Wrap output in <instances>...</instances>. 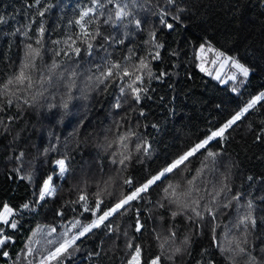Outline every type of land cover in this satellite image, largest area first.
Wrapping results in <instances>:
<instances>
[{
	"label": "trees",
	"instance_id": "trees-1",
	"mask_svg": "<svg viewBox=\"0 0 264 264\" xmlns=\"http://www.w3.org/2000/svg\"><path fill=\"white\" fill-rule=\"evenodd\" d=\"M91 6V0H40L39 5L36 0H0V17L3 18L0 22V83L19 71L26 45L32 44L41 49L37 69L32 73L34 80L52 75L55 84L48 89L40 104L59 106L62 98L69 103L66 115L61 107L49 111L46 106L25 107L22 111L13 107L0 113L5 119L14 117L8 123L7 131L0 126V205L8 204L16 212L13 218L17 220L18 228L7 231L16 241L9 248L12 259L16 260L20 254L17 264H25L22 250L29 241L35 249L33 264H38L45 249L55 246L49 241L58 242L65 231L70 230L69 235L78 231L72 228L76 221L88 224L95 219L91 211L83 210V202L79 200L81 195L87 196L90 209L102 199L103 210L120 198L122 192L129 191L123 180L131 178L134 185L142 182L205 139L254 96L264 92V0H177L176 6L184 9L180 13L181 22L173 31L159 28L157 40L164 47L160 49V59L150 63L155 76L164 75L162 79L153 78L151 81L145 76L143 87L147 88V94H142L139 103L127 88V78L99 83L95 77L109 62L135 63L137 58L146 56L150 46L145 41L153 27H158L157 20L155 16H148L146 11L134 9L137 17L142 20L147 17L148 23L144 24L143 31L129 25L125 38V29L105 23L112 7L106 4L105 16L98 17L88 27L90 32L98 29L102 34L90 41L93 48L89 54L79 35L80 26L74 21L79 19L82 9ZM176 6H170L173 12ZM41 11L43 16L39 15ZM41 26L44 28L42 37L39 33ZM105 37L123 38L124 43L118 44L111 38L105 40ZM37 39L42 43L37 45ZM57 40L61 43H53ZM209 43L250 69L241 90L235 88L236 80L225 82L223 78H215L219 61L217 65L211 63L215 59L213 53L203 54V66L212 75L200 71L199 49ZM69 45L80 47V54L74 55ZM56 52L60 54L56 55ZM53 61L59 67L50 73ZM73 71L76 76L70 77ZM61 75L63 79H60ZM89 76L93 77L91 81ZM70 79H74L75 86L69 93L66 85ZM38 88L39 85L34 86V90ZM121 88H124L123 92ZM117 103L119 108L115 107ZM130 129L147 140L151 148L148 155L137 154L133 139L128 145L133 153L132 161L122 169L111 163L112 154L119 149L112 141ZM258 135L260 140L256 139ZM225 136L226 139L211 141L206 149L191 158L183 173H174L169 180L175 183L182 178L190 179L207 165L203 176L196 181L199 187L207 189L202 193L205 196L202 203H205L210 198L208 193L219 188L222 173L227 171L226 182L231 192L218 198L215 220L205 214L197 229L183 216L171 219L166 209L157 207L166 185L153 186L143 194V199L133 202L131 210L105 222L118 231L109 232L103 226L94 229L77 241L78 251L70 249L71 256L61 257L53 264H123L128 258L126 244L129 240L143 247L147 261L159 254L153 230L167 235L168 229L177 232L176 244L185 236L191 237L192 255L177 264H197L200 260L229 264L214 247L213 227L221 245L225 244L226 232L229 239L240 235V230L233 226L246 212L249 200L254 204L257 219L255 229L250 230L249 241L255 246L253 255H264L261 251L264 249V101L250 109ZM46 148L49 152L44 155ZM208 150L220 154L216 171L211 170L212 166L206 160ZM21 152L24 153L22 161L17 159ZM65 156L69 171L60 179L54 161ZM225 164L231 165L229 170L225 169ZM27 175L32 176L31 181L19 178ZM49 175L53 177L52 184L57 191L54 196L39 201V190ZM237 193L241 194L240 200H233L224 208L222 205ZM25 203L30 207L23 208ZM137 209L145 225L141 233L134 231ZM53 228L56 234L62 233L57 240L47 235ZM96 252L100 255H93ZM0 264H11V261L0 257ZM164 264L168 262L165 260Z\"/></svg>",
	"mask_w": 264,
	"mask_h": 264
},
{
	"label": "snow or ice",
	"instance_id": "snow-or-ice-1",
	"mask_svg": "<svg viewBox=\"0 0 264 264\" xmlns=\"http://www.w3.org/2000/svg\"><path fill=\"white\" fill-rule=\"evenodd\" d=\"M36 4H40V0H36ZM91 7L82 9L79 12V19L75 20L74 23L80 26L81 32L79 33L80 37L83 40V43L86 45V50L91 54L93 44L90 42L95 39L97 36L102 35L97 29L94 32H90L88 27L93 23L98 17H104V9L107 5H111V9L108 10V15L105 17V23L111 24L113 27H119L125 29L123 36L126 38L128 36L127 29L129 25L134 26L136 30L143 31L144 24L148 23L147 17L142 20L137 17L134 9L143 10L148 13V16H155L158 27H153L149 32V39L145 41L146 44L150 46L147 55L144 57L137 58L135 63H114L109 62L108 66L100 70L99 75L95 77V80L99 83H104L105 81L117 78L124 80L127 78V88L131 91L134 100L139 103L142 99V94H147V88L143 87L145 83V76L148 80L151 79H162L163 73L160 76H155L150 63L152 60L160 59V49L164 47L162 43H159L157 40V32L159 28H165L169 31L175 30V25L181 22L180 13L184 9L176 6L177 0H91ZM131 5V6H130ZM170 6H176L175 12L172 11ZM40 16L44 15V12H39ZM88 18V19H86ZM0 22H3V18L0 17ZM40 36L44 34V28L41 26L39 28ZM27 36V32L24 33ZM113 39L118 44H123L124 39L116 40L115 37H105L104 39ZM37 45L41 44V39H37L35 42ZM55 44H60V41H54ZM102 46V45H101ZM71 51L74 55L80 54V47H74L69 45ZM61 51H65L61 49ZM201 53V65L200 71L208 72L209 75L212 73L203 66L205 52L213 53L215 59L211 60L213 65H217L219 61V68L223 69L226 65L231 64V67L236 70V73H239L243 78H247L250 75V69L245 66L243 63H240L236 58L226 55L224 52L219 51L211 46L209 43L207 47L201 45L199 49ZM56 55H59L60 52H56ZM68 53L65 51V55ZM41 56V49L33 47L32 44L26 45V50L24 53L23 60L19 71L14 73L11 77L7 79L6 82L0 83V113H6L7 110L11 108H16L18 111L24 110L27 108H34L37 106L47 107L49 111L57 107H61L65 110L64 114L66 115V110L69 107L68 100L61 101V104L58 106L55 103H48L47 105L40 104L42 98H46L45 94L49 88L55 87L53 83V76H41L38 79L34 80L33 71L37 69V59ZM132 57L129 56L128 60L131 61ZM59 65L53 61L49 72L52 73ZM99 68V66H97ZM236 73H233L228 77V79L235 81L237 79ZM76 72L73 71L70 73V77H75ZM217 80L221 79L219 73L215 77ZM60 79H63V76H60ZM93 77L89 76L88 80H92ZM226 82V81H225ZM243 83V81H241ZM39 85L38 90H34V86ZM47 85V87H45ZM75 86L74 79H70V82L66 85L71 92L72 88ZM107 87V85H105ZM124 91V88H121V92ZM233 91H236L233 88ZM83 94V90H81ZM55 99V97H52ZM72 97L69 94L68 99ZM264 101V92H260L258 95L254 96L249 100L244 107L236 111L231 118H229L221 127L215 131H211L207 137L200 142L194 144L187 151L183 152L181 155L177 156L175 159L168 162L164 167L157 170L154 174L146 177L142 182L135 184L131 178L123 180V184L128 185L129 191L120 194L114 203L107 205L103 210L101 209V204H103L102 199H98L92 209L89 208L87 202V196L81 195L79 200L83 202V210L85 212L91 211L92 215L95 217L88 224H81L79 221H76L72 224V228L78 229L72 235H69V231H65L62 234L61 239L58 242L49 241V244H55L51 249H45V253L41 254L38 264H53V261H60L61 257L71 256V250L78 251L79 247L77 241L81 240L86 234L92 233L94 229H98L101 226L108 229L109 232L118 231L111 227V224H106V221H109L110 217H113L117 214L126 213L131 210L133 202L143 199V194L147 193L149 189L153 186L160 187L161 185H166L162 188V197L161 200L157 202V207L160 209H166L170 213V218L175 220L178 216L185 217L188 221L193 222L197 229L200 227V223L205 219V214L211 218V220L216 219V208L217 200L221 194L231 192L228 183V173H222V179L220 181L219 188H214L212 193H208L209 199L205 203L202 201L205 200V196L202 193L207 192V189L199 187L196 183L199 177H202L207 165H203L201 169L196 171L190 179L177 181L175 183L169 182L172 174L180 175L187 168L188 164L192 157L196 156L197 153H200L202 149H206L209 143L217 138L226 139L225 133L228 129L232 128L233 125H236L250 109H253L258 103ZM115 107L119 108L120 104L117 103ZM140 115L143 116V111L140 112ZM14 117L8 116L7 119L0 116V126H3L4 130L7 131V125L10 123ZM119 131V128H118ZM135 139L134 149L137 154L143 153L144 155L149 154L151 145L147 140H143L135 131L128 130L126 132L120 133L116 140L112 141L113 144L119 146V149L112 154L111 163L113 165H118L122 169H126L128 164L132 161L133 153L129 150L128 145ZM257 140H260L261 137L258 135ZM111 147V144L109 145ZM55 150L54 148L52 149ZM49 149H44V155H47ZM220 154L213 152L211 150L207 151L206 160L210 164L211 170L216 171L219 168L220 161L217 160V157ZM24 153L21 152L17 159L23 160ZM68 158L65 156L62 159H56L54 161L55 165L59 170V176L63 177L68 171ZM226 170H229L231 165H224ZM18 172L19 169H16ZM20 179L32 180L31 175L20 176ZM251 179V177H249ZM53 177L49 175L47 179L43 181L42 187L39 190L38 199L39 201H44L46 197L54 196L56 193V188L52 184ZM239 193L233 194L231 199L228 200V203L223 204L224 208H227L233 200H240ZM99 196V193L97 194ZM30 205L25 203L23 208L27 209ZM254 204L251 200L247 202L246 212L237 218L236 224L233 226L237 230H240V235H233L231 239L228 237V233L224 234L225 244L221 245L220 240L215 235V227H213L212 240L214 247H216L222 255L225 256V259L229 264H264V255L257 257L253 255L252 249L254 245L250 243L249 236L250 230L255 229L257 224V219L254 215ZM62 215V213H61ZM139 209L135 212V224L134 231L136 233H141L145 225L140 219ZM16 216V212L8 204L0 205V257L7 258L11 261V264H17V261L20 259V254H18L17 259L13 260L10 254V246L16 243L13 234L9 233L7 230L12 229L16 230L18 228V222L13 217ZM51 231H55L53 228ZM35 235V233L33 234ZM127 236V233H124ZM153 238L157 242L159 249V254L153 255L145 261L144 258V249L140 244H134L129 240L126 244L128 250V258L123 262V264H164L166 260L168 264H177L178 261H184L186 257L192 255L191 252V237L185 236L184 239L176 244L177 232L171 229L167 230V235L157 233L153 230ZM31 241L25 246L22 250V256L24 258L25 264H33L35 260V249L32 248ZM264 252V249L261 250ZM93 255L99 256L100 252H96ZM197 264H214L213 261H197Z\"/></svg>",
	"mask_w": 264,
	"mask_h": 264
},
{
	"label": "rangeland",
	"instance_id": "rangeland-1",
	"mask_svg": "<svg viewBox=\"0 0 264 264\" xmlns=\"http://www.w3.org/2000/svg\"><path fill=\"white\" fill-rule=\"evenodd\" d=\"M219 73L221 76V79L223 78L224 81H231L230 79H228V77L230 75H232L233 73H236V70L234 68L231 67V64L229 62L228 65H226L223 69L218 68L216 74ZM237 75V83L235 84V88H237V90H241L244 84V80L246 78H243L242 76L239 75V73H236ZM241 81H243V83H241ZM56 166V165H55ZM57 167V166H56ZM58 174H59V170H58ZM67 174H65L63 177H61L60 179H63ZM54 186V185H53ZM55 187V186H54ZM56 188V187H55ZM57 191V188H56ZM52 197V196H51ZM10 206V205H9ZM11 207V206H10ZM52 229H49V232L47 233V235L50 237V239L52 240H57L60 238L61 236V232L60 233H55L56 231H51ZM64 231V230H63Z\"/></svg>",
	"mask_w": 264,
	"mask_h": 264
}]
</instances>
